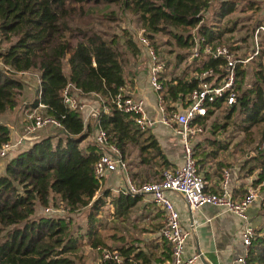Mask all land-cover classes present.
I'll return each mask as SVG.
<instances>
[{
    "label": "trees",
    "instance_id": "16d2710c",
    "mask_svg": "<svg viewBox=\"0 0 264 264\" xmlns=\"http://www.w3.org/2000/svg\"><path fill=\"white\" fill-rule=\"evenodd\" d=\"M211 1L0 0V116L17 106L23 88L17 73L36 70L41 93L39 99L32 101L31 107L44 104L45 112L61 123L57 136L49 134L33 141L5 163L0 175V264H83L78 251L85 239L92 249L105 244L99 232L101 208L109 203L117 217H126L140 200V196L114 194L108 188L98 194L100 183L94 174V163L100 150L94 143L85 148L82 146L89 130L84 125L81 111L64 105L61 93L66 85L82 95L97 93L104 99L110 112L100 114V125L124 159L131 145L138 149L139 162L148 168L171 167L151 130H138L133 116L119 110L112 102V97L126 85L120 47L134 56L141 51L137 41L129 31H124L120 44L119 38L107 37L93 29L69 26L67 19L81 13L85 5L114 3L124 12L138 17L153 48L157 47L154 43L156 34H161L166 38L165 43L173 48L171 51L174 48L185 51L176 53L177 63L191 56L182 72L164 83L162 100L170 112L176 103L182 107L187 105V97L202 81L198 76L200 72L212 69L211 76L204 80L213 83L224 74L221 57H192L195 38L200 47L221 44L222 33L231 30L226 27L218 30L204 22V13ZM216 2L214 15L218 19L236 10L237 0ZM247 8L257 10L251 3ZM5 41L9 45L1 48ZM245 75V67L238 64L235 102L225 118H231L239 111L245 132L261 125L258 147L247 159L250 163L247 175L257 171L252 183L258 185L264 181V68L258 70L250 87L242 89ZM224 101L225 97H221L209 104L206 115L196 117L193 124L205 125ZM222 129L224 125L213 127L211 134ZM9 138L8 126L0 122V145ZM207 140L211 142L210 150L200 148L197 151V146H193L198 168L204 160L213 158L218 150L227 147V143L215 137ZM198 155L200 158L197 159ZM55 200L68 212L88 207L86 226L81 233L75 235L70 221L63 217L37 216L38 207H48ZM118 249L126 257L133 255L137 264H162L169 258L167 247L166 255L159 258L134 245H122ZM246 261L247 264H264V220L249 246Z\"/></svg>",
    "mask_w": 264,
    "mask_h": 264
},
{
    "label": "built area",
    "instance_id": "2783aa9c",
    "mask_svg": "<svg viewBox=\"0 0 264 264\" xmlns=\"http://www.w3.org/2000/svg\"><path fill=\"white\" fill-rule=\"evenodd\" d=\"M264 32V25H259L255 34ZM137 42L142 53L149 59V72L147 77V86L157 94V114H149L147 111V101L144 95H130L124 87H121L119 93L112 97L115 106L133 116V123L140 131H146L161 124L169 128L173 135L180 142L182 149L183 162L178 167H169L162 170L159 178L138 182L128 170L127 163L123 158L118 147L108 139L106 131L100 125V114L109 113L110 107L104 99L97 93L93 95V104L86 106L82 101L80 103L79 91L69 84L62 90V101L64 105L71 110H80L86 112V117L92 121L91 139L100 150L99 156L94 163V174L99 183L107 173L115 172L121 177V185L118 192L131 196L148 197L153 204L163 211L165 220L160 229L161 238L170 246V257L163 264H195L201 254L185 255V242L191 233L202 223L198 218V212L205 205H212L219 209L229 212L238 217L243 227L240 232V240L243 246V252L235 259L236 264H247L249 246L257 234V228L251 223L248 216V209L254 204L264 209V194L259 192L258 187L253 183L246 189V193L236 198L232 189V174L229 168L223 167L221 176L215 191H209L206 187V181L200 172L196 159L194 158L192 140L200 133L204 132L205 127L200 124H193L198 116H205L208 105L214 103L218 98L225 97L224 104L231 107L235 102L234 81L236 78L237 65L247 66L260 53V43L256 37L251 52L244 56L238 55L236 51L223 44L205 45L200 47L198 38H195V45L192 49V57H221L224 60V74L218 79L217 83L204 80L211 76L212 69H206L199 73L201 82L198 87L193 89L187 97V105L174 104L175 109L167 111L162 100V91L164 82L161 75L162 61L156 54L149 39L144 34V29L140 28L137 36ZM1 65V62H0ZM33 75L40 85L38 72L31 70L19 71L18 77ZM40 89L34 97L39 99ZM29 104V103H25ZM45 105L38 103L36 107H28L25 114L28 118L24 126V134L17 140L10 138L0 145V159L10 155L13 151L19 152L26 147V142L31 141L36 132L47 126L61 128L60 121L45 112ZM40 109H43V113ZM88 121V122H89ZM86 129L88 123H84ZM264 181L258 185L263 184ZM175 193L181 196L185 202L188 216L185 218L189 224L187 228L183 227L179 211L168 193ZM47 212L60 211L61 207H46ZM98 253L96 264H137L133 255L124 256L114 248L98 246L94 249Z\"/></svg>",
    "mask_w": 264,
    "mask_h": 264
},
{
    "label": "rangeland",
    "instance_id": "374dc122",
    "mask_svg": "<svg viewBox=\"0 0 264 264\" xmlns=\"http://www.w3.org/2000/svg\"><path fill=\"white\" fill-rule=\"evenodd\" d=\"M216 1L217 0H212L209 9L206 11V13H204V22L218 30H223L224 27L231 29L222 33L219 43L229 47H235L236 53L238 55L244 56L245 54H248L252 51L254 41L257 37L261 46L260 52L263 51L261 56H256L251 63H248L247 66H244L246 75L241 85L242 89H246L250 87L253 82H255V76L258 70L260 68H264V32L259 31L257 35L255 34L256 28L259 25H264V0H237L236 10L223 19H218L216 15H214V10L218 6ZM249 3L253 4L254 7H257V10L254 8H247ZM67 24L69 26L93 29L94 31L106 35L107 37L119 38L120 44L122 43L124 31H129L132 34L133 39L137 41V36L141 28V24L137 16L132 15L129 12H124L117 4L114 3L85 5L84 10L81 13L67 19ZM14 40L15 37L12 38V41ZM165 41L166 38L164 36L161 34H156L154 43H156L157 47L154 49L159 58V63L160 60L163 63L161 75L164 83H166V81L170 78L178 76L191 61L190 56L186 57L183 62L177 63L175 57L176 53H184L185 51L179 50L178 48H174V50L171 51L173 48L166 44ZM8 45L9 42L5 41L1 44V48H6ZM120 48L121 51H123L124 67L127 73L126 82L127 85L131 84L133 87L135 84L133 80L134 75L137 74V72H142L144 68L148 69L149 72V59L141 51L138 54L132 56L126 52L123 46ZM144 72L145 73H142L143 76L146 74V71ZM29 77V79L26 78L25 80H22L23 88L19 93L17 106L7 110L0 116V122L8 124V128L10 130V139L13 141L17 140L25 132L24 126L28 120L25 110L28 107H31V103L35 97H33V92L29 89L33 88V90L37 91V85H35L34 81L36 80V77L33 75H30ZM235 88L236 78L234 81V89ZM78 98L80 103L82 101L86 106H88L93 104L95 97L91 94H80L78 95ZM25 101H27L26 103L29 104L23 105ZM229 108L230 107L223 104L221 108L213 112V114L205 121V125L203 126L207 127V131L205 132L207 135L209 134L210 129H213V127H220L221 125H224V129L216 131V133L213 135L216 139L227 143V147L221 152L223 154V159L225 160L221 161L220 163L222 166L226 165L225 168H229L230 170L236 169V172L238 171L237 174L240 177L242 176L241 174H247V169L250 165L248 162L249 160L247 161V159L255 154V151L258 147L257 145L259 141L261 125L254 126L249 132H245L242 127L243 116L239 111H236L231 116V118H225ZM40 110L45 113L43 109ZM81 114L84 123L92 125V121L88 120L84 110L81 111ZM59 131L60 128L47 125L39 129L31 141L26 142L25 148L29 147L33 141L40 139L41 137H39V134L41 136H46L49 134L57 136ZM87 141L92 142V139L88 138ZM194 141L195 138L192 140V143H194ZM133 150L134 149H131V151ZM16 151L17 150L13 151L7 157L0 159V175L4 172L5 163ZM135 152L136 151H133L132 155H134ZM226 160H228V162ZM162 170L163 169L161 167L156 168L152 166L151 168H148V172L152 176L151 179L159 178ZM257 174L258 172H253L250 176H254L253 178L256 179ZM254 186L258 187L259 192L264 194V183L261 185L254 184ZM107 188L113 193H116L117 186L114 183H105L103 181L102 184L100 183V191L98 194H101ZM58 206L61 207L62 210L53 212H47L45 210L46 207H38L36 214L37 216L44 215L68 219L71 223L70 228L72 229V232L75 235L81 233L86 226L87 214L89 211L88 207H82L74 212H68L64 205L57 200H55L54 204L49 205L48 207H53V209H55ZM112 210V206L108 203L103 206L98 213V217L101 221L99 232L105 241V244L100 246L118 249V247L122 245L125 247L134 245L137 248L142 249L144 247L143 242H146L143 238V233L145 231L150 232L149 228H151V219H146V215L143 212L140 204H137L135 207H133L126 217H117L115 214H113L114 212ZM259 211L261 212V217L258 219L257 223H260V221L264 218V209H260ZM258 227L259 225L257 228ZM85 241L86 239L83 242V246L78 251V255L82 256L83 264H96L98 253Z\"/></svg>",
    "mask_w": 264,
    "mask_h": 264
},
{
    "label": "crops",
    "instance_id": "0c3cea01",
    "mask_svg": "<svg viewBox=\"0 0 264 264\" xmlns=\"http://www.w3.org/2000/svg\"><path fill=\"white\" fill-rule=\"evenodd\" d=\"M144 71H146V74L143 76L142 73H145ZM147 72L148 69L145 68L142 72H137L133 79L135 82L134 86L132 87L131 84L127 85L126 82L125 88L127 93L130 95H144L147 101V111L152 115L157 114V94L151 91L147 86ZM19 78L22 81L26 78L29 79L30 77L26 75ZM34 81L35 85H37L36 90H38V82L37 80ZM29 90L33 92L32 95L34 97L37 91L33 90V88H30ZM26 102L27 101H25L23 105ZM5 125L8 126V124ZM87 128L89 130V134L82 142V146L84 148L87 144L92 143L91 141H87L88 138L91 139L92 125L91 127L87 126ZM206 129L207 127H205L204 132L198 134L195 137L193 146H197V151H199L200 148L210 150L211 142L207 139L214 136L211 134V129L209 131L210 135H206ZM150 130V132L156 137L164 155L171 163V167L180 166L183 162V157L178 138L173 135L169 128L164 127L161 124L156 125ZM39 137L44 136L39 134ZM131 149L136 151L134 155H132L133 151H131ZM222 151L223 149L218 150L216 156L204 160L203 164H199V170L205 178L206 187L209 191L216 190L221 176V170L226 166H222L220 163L221 161L225 160L223 159V154L221 153ZM196 158L198 159L200 156L198 155ZM125 161L127 163L129 172L136 181L145 182L154 180L151 179L152 176L148 172V167L145 166V164H141V162H139V152L136 147L131 145L129 146L128 152L125 155ZM226 161L228 162V160ZM237 173L238 171L236 172V169H231L233 193L236 198H240L246 193V189L250 183L253 182L254 176L252 177L250 175L248 176L247 174H241L242 176L239 177ZM121 177L122 176H119V174L115 172L107 173L102 182L104 181L105 183H114L117 186L116 193L114 192V194H117L119 193L117 190L121 185ZM168 197L172 200L175 207L179 211L181 218L185 219L188 216V212L185 202L181 196L169 192ZM137 204H140L142 207L143 212L146 215V219H151V228H149L150 232L145 231L143 233V238L146 241L143 242V251H145L147 254H153L155 258H159L165 256V252H167L168 249L170 257V246L160 236V229L163 226L165 220L163 211L158 209L148 197L140 196V200ZM260 209L261 208H259L258 204H254L247 211L251 223L256 228L258 225L260 226L264 220L263 218L260 223H257L258 219L261 217V212L259 211ZM112 211L114 212V210ZM197 214L202 223L195 229L193 233L188 235L185 242V255L200 253V259L195 264H236L235 259L243 252V246L240 240V232L243 227L242 221L235 215L225 212L212 205L203 206ZM182 224L184 228H187L189 222L185 219Z\"/></svg>",
    "mask_w": 264,
    "mask_h": 264
}]
</instances>
